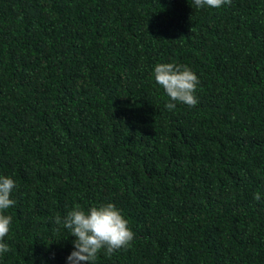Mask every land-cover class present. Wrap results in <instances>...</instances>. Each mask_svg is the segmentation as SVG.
Listing matches in <instances>:
<instances>
[{
    "label": "trees",
    "instance_id": "trees-1",
    "mask_svg": "<svg viewBox=\"0 0 264 264\" xmlns=\"http://www.w3.org/2000/svg\"><path fill=\"white\" fill-rule=\"evenodd\" d=\"M0 176V264H67L55 217L107 203L134 239L92 264H264V0H0Z\"/></svg>",
    "mask_w": 264,
    "mask_h": 264
},
{
    "label": "clouds",
    "instance_id": "clouds-1",
    "mask_svg": "<svg viewBox=\"0 0 264 264\" xmlns=\"http://www.w3.org/2000/svg\"><path fill=\"white\" fill-rule=\"evenodd\" d=\"M193 4L197 9H218L230 5L231 0H193ZM154 78L169 97V102L165 105L168 110H173L176 103L188 107H194L198 103L195 93L200 81L190 68L172 63L157 64ZM15 188L12 178L0 176V255L10 251L2 241L10 231L12 218L3 213L15 204L10 198ZM254 199L259 201L260 194L257 193ZM54 222L62 224L70 231V237L75 238L72 242L74 250L67 257V264H92L101 250L111 256L114 252L129 247L134 239L128 221L113 203L92 206L87 211L76 205L63 219L56 216Z\"/></svg>",
    "mask_w": 264,
    "mask_h": 264
}]
</instances>
